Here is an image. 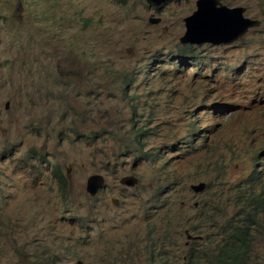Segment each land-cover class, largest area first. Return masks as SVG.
<instances>
[{"label":"rangeland","instance_id":"rangeland-1","mask_svg":"<svg viewBox=\"0 0 264 264\" xmlns=\"http://www.w3.org/2000/svg\"><path fill=\"white\" fill-rule=\"evenodd\" d=\"M223 1L261 24L176 55L196 0H0V264H194L248 213L264 264V0Z\"/></svg>","mask_w":264,"mask_h":264},{"label":"water","instance_id":"water-1","mask_svg":"<svg viewBox=\"0 0 264 264\" xmlns=\"http://www.w3.org/2000/svg\"><path fill=\"white\" fill-rule=\"evenodd\" d=\"M162 1L147 0L148 3L154 4H159ZM218 4H221L220 0H198L197 10L186 19L189 27L187 35L189 34L190 38L192 37L191 39H196L195 35L197 34L200 36L207 34V39H212V37L221 33L220 41H233L243 35L250 27L259 23L258 20L245 17L243 15L245 9L242 7L227 8L222 4L218 7ZM101 183L102 179L100 177L91 176L88 180L87 189L91 193H96ZM128 183L134 184V182ZM193 187L196 191H200L203 190L204 184L194 185Z\"/></svg>","mask_w":264,"mask_h":264},{"label":"clouds","instance_id":"clouds-1","mask_svg":"<svg viewBox=\"0 0 264 264\" xmlns=\"http://www.w3.org/2000/svg\"><path fill=\"white\" fill-rule=\"evenodd\" d=\"M119 1H125V0H119ZM146 1V3L148 4V5H150L151 7H152V9H154V10H157V9H159L160 7H161V5L165 2V1H167V0H163L161 3H159V4H154V3H148L147 2V0H145ZM197 2H198V0H196V9L195 10H197ZM220 2H221V4L222 5H225L227 8H233V7H242V8H244L245 10L243 11V15L245 16V17H249V18H251V19H253V20H258L259 21V23L258 24H256L255 26H252V27H250L243 35H241L240 37H238L237 39H235V40H233V41H223V40H219V38H220V34L221 33H218L217 35H215L214 37H212V39H207V34H204V35H199V34H197V35H195V37H196V39H191L190 38V35L188 34L187 35V32H188V30H189V27L187 26V17L188 16H191L193 13H194V11L191 13V14H189V15H187V16H185L184 18H183V20H184V27H185V29H184V32H183V34L179 37V43H180V45H179V49H178V52L176 53V55H184L185 53H192V49H190V48H188V47H186V45H188V44H190V43H203V42H209V43H216V44H224V43H230V42H234V41H236V40H238L239 38H241L242 36H244L251 28H253V27H256V26H258L259 24H261V20H259V19H256V18H252V17H250V16H248V15H246V10H247V8L244 6V5H236V6H230V4L228 3V1L227 2H225V1H223V0H220ZM221 4H218L217 6L219 7ZM156 20H158V21H156ZM161 17L160 16H156L155 15V12H152V13H150V15L148 16V18H147V21L150 23V24H159L160 22H161ZM199 23V22H198ZM200 24V23H199ZM201 37V39H199ZM149 67V66H148ZM6 104H8V106H9V102H7ZM8 106L6 105V108H8ZM57 175L59 176V177H62V171L60 170V169H58L57 170ZM92 176H94V175H92ZM96 176H97V178H101L102 179V183H101V186L98 188V190L96 191V193H91L88 189H87V184H88V181H87V183H86V191L88 192V194L90 195V196H96L104 187H105V183H106V177H105V175L104 174H102V173H98V174H96ZM89 180V179H88ZM128 182H134V184H129ZM120 183L121 184H124V185H127V186H135V183H136V181H135V178L133 177V176H129V177H127V178H124L123 180L121 179L120 180ZM201 184H204V183H201ZM195 185H197V184H195ZM200 185V184H199ZM194 186V185H193ZM192 186V189L196 192V193H199V192H202L203 190H204V188H205V184H204V188H203V190H200V191H196L195 189H194V187ZM117 203V200H115V204ZM201 260H204L203 261V264H216L217 263V258H216V256H214V255H212L210 258H206V257H200L198 260H197V257H195V258H193L192 260H190L192 263H194V264H198L199 263V261H201Z\"/></svg>","mask_w":264,"mask_h":264},{"label":"trees","instance_id":"trees-1","mask_svg":"<svg viewBox=\"0 0 264 264\" xmlns=\"http://www.w3.org/2000/svg\"><path fill=\"white\" fill-rule=\"evenodd\" d=\"M255 208L264 214V195L262 193L256 197ZM254 218V215L250 213L245 216V224L239 226L231 235L232 243H235L232 245L233 249L225 248L223 252L219 253L216 264H243V255L246 254L244 246L252 231L253 225L251 224L255 222Z\"/></svg>","mask_w":264,"mask_h":264}]
</instances>
